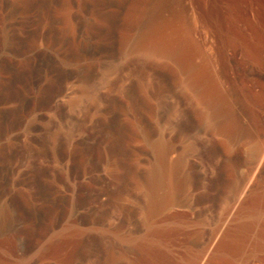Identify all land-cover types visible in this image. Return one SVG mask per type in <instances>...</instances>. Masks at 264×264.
I'll use <instances>...</instances> for the list:
<instances>
[{"label":"rangeland","instance_id":"obj_1","mask_svg":"<svg viewBox=\"0 0 264 264\" xmlns=\"http://www.w3.org/2000/svg\"><path fill=\"white\" fill-rule=\"evenodd\" d=\"M154 7L229 119L140 40ZM263 153L264 0H0V264H231L264 237Z\"/></svg>","mask_w":264,"mask_h":264},{"label":"bare ground","instance_id":"obj_2","mask_svg":"<svg viewBox=\"0 0 264 264\" xmlns=\"http://www.w3.org/2000/svg\"><path fill=\"white\" fill-rule=\"evenodd\" d=\"M169 29L172 30L171 34L167 33ZM141 39L144 40V42L151 41L152 43H154L153 45H155V48L158 49L159 52L167 53V54H174L175 56L179 54V52L181 53V51H186V50L192 51L193 49H195V46L193 45V43L190 42V40H187L186 37L182 33L178 32L177 29L173 27V24L170 21L163 20V18L161 17L160 11L157 7H154L147 14V17L145 19V25L143 27V30L140 33V40ZM183 55H185V52ZM176 57H179L178 60L180 62L182 57L180 58L179 55H177ZM183 60L186 61V62L184 61L186 65L183 64V66H185L186 71L188 72L189 76L192 78L191 80L193 81L192 83L194 84L193 86L195 87L197 97H199L200 100L205 101L207 103L209 110H207L206 115H208V117L212 119L218 116H223L225 117V119H226V116H228V119H229L231 116V107L226 100L227 97L224 95V93L219 91L218 86L215 85L214 77L212 76V73L209 70L208 64L206 62L195 64L190 59H189L190 61L188 62L186 59H183ZM224 122L222 123V128L223 127L227 128L226 126L228 125H225ZM261 157H262L261 164L264 165V153ZM178 165H179V162L177 161V163L171 168V170L173 172L176 171V168ZM258 172H257V175H258ZM162 177H163L162 171L160 172V174H159L158 169L153 172V183L155 186L160 185L161 182H163ZM165 197H166L165 195H159L153 190L150 196V205L154 208L161 207L163 203H165L164 202L166 200ZM260 199L261 198H259V200ZM256 209H257V206H256ZM227 243L225 245H227ZM230 244H232L231 240H230ZM248 244L250 245L249 248L247 246ZM225 245H223L222 247H224ZM233 248H236V247H233ZM232 258L234 259L230 261L231 264H235L234 263L235 261L237 262V264H243V263H247L250 260H253L255 262L257 261L256 263H258L259 261L264 262V237L259 238L258 240L252 243L246 242L241 249L236 250V252L234 253V257ZM225 263L223 262V264Z\"/></svg>","mask_w":264,"mask_h":264}]
</instances>
